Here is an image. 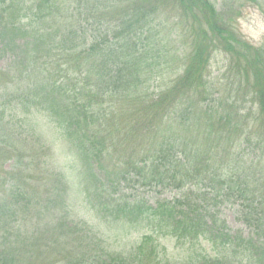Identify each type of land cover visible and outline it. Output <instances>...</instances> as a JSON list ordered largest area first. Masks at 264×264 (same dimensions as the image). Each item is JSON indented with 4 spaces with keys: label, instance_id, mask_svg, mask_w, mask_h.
Listing matches in <instances>:
<instances>
[{
    "label": "trees",
    "instance_id": "16d2710c",
    "mask_svg": "<svg viewBox=\"0 0 264 264\" xmlns=\"http://www.w3.org/2000/svg\"><path fill=\"white\" fill-rule=\"evenodd\" d=\"M108 1L114 2L112 5L106 2L108 5L104 6L105 11L110 9L109 20L98 27L99 36L93 37L90 43H82L81 31L48 30L50 22L61 18L59 0H0V38L4 52L15 47L20 39L22 47L13 54L25 66L42 53L45 56L61 54L67 64L59 69L57 78L51 73L40 83L38 76L31 81L37 89L34 106L43 107L52 115L62 134L84 159L88 168L85 186L88 194L96 195L97 212L105 221L151 230L143 235L133 255H126L109 252L89 229L87 235L93 239L88 245L81 235L78 264H176L165 252L160 254L164 247L153 239L161 235L175 240L176 244L206 243L214 250L212 255L196 253L198 258L188 264H264V217L248 219L254 221L255 230L246 236L243 230H231L225 221L210 214L189 195L174 200L160 199L150 205L118 191L121 185L138 182L162 191L170 186L182 189L193 182L220 190L237 184L252 204L257 201L264 207V164H261L264 159V43L254 45L238 32L234 16L239 10L218 11L210 0ZM77 2L74 11L81 1ZM168 9L179 13L173 17L178 29L176 36L190 40L187 56L175 54L168 45L170 38L159 37L161 27L171 17L167 14V20H161ZM24 11L32 15L31 21L25 24L20 19ZM216 51H223L230 60L226 68L229 81L221 85L230 102L219 94L220 87L215 83L211 91L213 82H209L208 69ZM175 60L182 64L170 88L150 91V96L147 82L153 76L158 77L162 63L167 65ZM25 70L30 73L29 68ZM18 74L22 80L23 68ZM132 96L141 105V111L138 109L136 113L142 119L131 125L128 135L134 133L139 141L144 136L149 146L141 155L135 147L120 155L112 136L102 134L104 124L100 121L112 113L115 101H136ZM238 96L245 100L246 96L252 97L251 102L257 104L254 115L247 117L236 109L233 101ZM120 128L115 125L114 131ZM180 131L186 134L183 139L184 133ZM188 134L200 139L208 150L196 148ZM251 134L256 140V150L252 151L256 160L233 158L232 146L249 143ZM220 146L223 151L215 150ZM3 151L0 149V162L14 159L12 152L16 153L15 158L20 156L14 148ZM219 153L220 162L217 161ZM52 176L55 183L46 186L44 195L37 186H25L23 181L11 186V199H4V193L1 194L2 229L14 222L17 224L20 212L27 215L34 208L39 214L43 211L46 214L50 205L57 209L63 207L67 192L65 176L55 172ZM204 191L200 189L202 197L206 194ZM58 219L65 226L60 231L62 234L78 233L84 228L75 225L67 213ZM10 233L5 231L1 235L0 264H36L31 249L21 243L10 244L11 238L7 236ZM46 247L49 248L48 243ZM50 250L54 253L52 246ZM65 255L71 256V253L67 251ZM64 256L58 258L64 259Z\"/></svg>",
    "mask_w": 264,
    "mask_h": 264
},
{
    "label": "rangeland",
    "instance_id": "374dc122",
    "mask_svg": "<svg viewBox=\"0 0 264 264\" xmlns=\"http://www.w3.org/2000/svg\"><path fill=\"white\" fill-rule=\"evenodd\" d=\"M77 1L59 0L58 6L61 18H58L56 22L55 20L50 22L47 28L52 30V32L55 29L63 31L66 29L72 32L81 31L79 38L82 43H90L93 37L99 36L100 30L98 27H101L109 20L110 9L105 11L106 8L104 6L108 5V3L112 5L114 2H109L108 0H80L78 10L74 11L78 4ZM210 1L215 4L218 11L236 12L239 10L234 16V25L238 32L254 45H263L264 0ZM116 13L119 12L117 11ZM167 14L171 17L169 22L167 21V25L161 27L162 33L159 34V37L164 38V40L165 37L167 40L170 38L168 45L175 54L180 55V57L187 56L190 50V40H187L186 36L185 39L176 36L178 29L174 25L173 20V17L179 15V13L168 9L161 16L162 21L167 20ZM31 17L30 12H21L20 19L22 23L25 24L27 21H31ZM46 20L49 21V19ZM63 20L65 21L64 23ZM59 21L62 24L58 26L56 23ZM39 27L44 28V26ZM21 47L22 40L18 39L15 47L4 52L0 38V145L2 146H0V149L4 151L10 149L11 151L14 148L20 154L18 158H15L16 153L12 152L11 155L13 156L11 157L14 159H6L0 162V196L4 193V199H11L13 190L11 186L17 185L22 181L26 182L23 184L25 186L34 188L37 186L38 191L44 195L46 186L48 188L55 183L52 176L54 172L65 176L67 192L62 208L58 207L57 209L56 206L50 205L49 209L46 210V214L44 211L39 214L34 208L27 215H23L20 212L17 224L14 222L11 226L5 227V229L0 227V242L1 235H4L5 231H10L12 233L7 235L11 238L9 240L10 244L15 246L21 243L23 247L26 246L31 249L33 251L32 260L36 264H78L79 247L82 246L81 235L87 240L85 243L90 245L93 239L91 235H87V230L90 229L96 238L95 240L109 252L133 255L138 242L141 241L143 235L151 231L150 228L105 221L101 217L97 212L99 206L96 202L95 193L91 192L88 194V187L85 186V176L88 168L84 159L80 157L72 143L62 134V129L57 127V122H55L52 115L43 107L34 106L37 89H35V86L33 88L31 81L34 82V79L38 76V83H40L51 73L55 75L54 77H59V69L67 65L64 63L65 60L59 56L61 54L52 53L50 56H45L42 53L38 59H36L35 55L32 60L33 63L25 66L26 63L20 62L18 56L13 54L14 52L18 53ZM213 55L214 57L208 69L209 82H213L210 84L211 91L215 83L217 88L220 87L219 94L225 95L228 100L230 96L225 94L222 86H225L226 81H229L226 68L230 64V60L223 51H216ZM181 64L180 60L168 62L167 65L162 63V71L158 77L153 76L146 84L150 87L149 95L151 96L153 91L168 90L176 75L179 74ZM26 67L30 70L29 74V71L25 70ZM22 68L25 75L22 80H19L20 75L18 73ZM34 69L35 73L33 72ZM28 83L30 84L29 86ZM150 91L152 92L150 93ZM231 97L234 98V96ZM132 98L137 99L134 96ZM251 99V96H246V100L245 97L238 96L233 101L236 103V109L247 117L254 115L257 111V104H253ZM117 101L114 102V112L112 111L106 119H101L100 121V123L104 124L102 134H110L112 136L117 145L118 154L122 155L123 152H129L135 147V151L141 155L149 146L145 143L144 136H142L143 141H139L134 133L128 135L131 125L133 126L137 120L142 119L136 113L138 109L141 111V105L137 100V102L131 100ZM228 102L230 101L228 100ZM115 125H118L119 128L121 127L120 131H114ZM180 132L184 133L182 134L183 139L186 134L183 131ZM187 137L190 141L193 139L196 148L201 149V151L208 150L203 147L200 139H196L195 136L191 138L189 134ZM255 141V135L251 134L249 143L247 141L242 145L235 143L231 149V154L234 155L231 156L235 159L236 156H241L245 161H249V159L251 161L254 158L256 160L254 153H252L253 150H256ZM215 150H220L221 152L223 151V146ZM212 155L214 157L217 156V154ZM220 156H222L221 153H219L218 162L221 161ZM261 164H264V159L261 160ZM1 169L3 170L2 172ZM254 169L258 173L257 175H260V170L256 166H254ZM200 189L205 190L206 194L204 197H202ZM118 191H124L128 197H132L135 200H145L150 205H154L160 199L174 200L189 195L194 201L199 202L201 206L206 207L210 214L225 221L231 230H243L246 236L255 230L254 221L250 222L248 219L264 217V207L259 205L257 201L252 204L248 198L241 194L237 184H233L231 189L224 188L220 190L210 188L209 185L205 186L204 184L193 182L182 189L170 186L166 191H162L138 182L130 185H121ZM250 205L255 207L253 209L249 208ZM63 213H67L70 220L75 222V225L84 227L80 228L84 232L80 234L78 229V233L62 234L60 231H63L65 226L61 225L62 222H59L60 219L58 218ZM246 213H248L247 216ZM45 225L50 226V229L45 227ZM54 231L59 232L55 233ZM153 240L156 244H160L165 248V250L164 248L160 249V254L164 255L165 252L176 264H188L191 260L198 258V255H196L198 252L210 253L209 255L214 254V250L206 243L193 245L176 244L175 240L164 237V235L158 236ZM46 243L49 244V248L46 247ZM51 246L54 253L50 250ZM67 251L71 253V256H64V252L66 253ZM61 252L62 254H60ZM59 255L64 256V259L58 258Z\"/></svg>",
    "mask_w": 264,
    "mask_h": 264
}]
</instances>
